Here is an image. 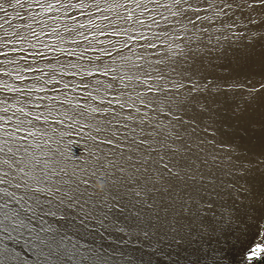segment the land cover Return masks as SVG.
Instances as JSON below:
<instances>
[{
	"label": "snow or ice",
	"instance_id": "obj_1",
	"mask_svg": "<svg viewBox=\"0 0 264 264\" xmlns=\"http://www.w3.org/2000/svg\"><path fill=\"white\" fill-rule=\"evenodd\" d=\"M258 47L264 0H0V264H138L183 240L151 210L189 202H220L235 264H264V146L224 122L264 116V62L217 71Z\"/></svg>",
	"mask_w": 264,
	"mask_h": 264
},
{
	"label": "bare ground",
	"instance_id": "obj_2",
	"mask_svg": "<svg viewBox=\"0 0 264 264\" xmlns=\"http://www.w3.org/2000/svg\"><path fill=\"white\" fill-rule=\"evenodd\" d=\"M254 50L256 53H254V51H251L250 53L247 54L246 57V59L248 58L247 61H244L246 60L244 59L245 55H242L244 56L243 61L245 63L243 61L241 62H243L245 66L246 64L248 65L246 72L249 74L255 72L256 66L254 67V63L256 59L253 58L261 59L259 62V66H257L259 67L258 69L259 71L261 70L262 62H264V53L262 52L258 53L259 50L257 48ZM250 58H252V61L249 60ZM240 66L241 65H239V67ZM251 109L252 108H250L249 112L252 111ZM253 113H254L253 119L247 117L248 119H251L253 121L251 122L249 121L252 130L246 134L247 136L250 137L251 139L250 142H252V145H254L255 147L252 148L249 145V148L255 150V149H259L261 146H264V116H262L260 111L258 110L255 111L253 110ZM242 114L244 115V112ZM238 115L239 113L237 114V116ZM231 118H234V114H232L231 110H229L227 115L224 116V122L227 124L228 123L233 124L234 127V124H237V120L235 118L230 123L229 121ZM239 130H242L241 127ZM236 134L238 136L243 137V135L240 134L239 132H237ZM243 141L244 140H242L241 142ZM219 203L220 202H216V204ZM187 209H188L187 211H181V206L179 203H177L175 207H169L165 209L163 207L157 206L151 210L149 214L152 216L153 220L158 214L161 220H166V222L171 224L173 227L179 228L180 229L179 234L183 236V240L179 245L172 243L171 242L172 233L170 230L168 231L167 239H162L161 237H155L152 241L154 247L149 246L147 244L144 246V252H143L144 263L173 264V262H175V264H235V248H233V245L237 244L236 241V236L238 235V231L236 230L237 225L233 224L230 227L228 224L220 222V214L218 216L217 212L210 213V215H205L206 217L203 216L200 213L201 211H199L197 204L194 202H189L187 205ZM200 224L201 225L206 224L207 227L209 226V228H211L212 232L209 234L210 236L201 235L198 229V225ZM159 249H162L164 254L171 253V260L164 259V256L158 251Z\"/></svg>",
	"mask_w": 264,
	"mask_h": 264
},
{
	"label": "rangeland",
	"instance_id": "obj_3",
	"mask_svg": "<svg viewBox=\"0 0 264 264\" xmlns=\"http://www.w3.org/2000/svg\"><path fill=\"white\" fill-rule=\"evenodd\" d=\"M258 50H259V52L258 53H264V49H261V48H257ZM254 51V53H256L255 52V50H253ZM242 55H245V53H243V52H240V51H235V52H232L231 54H228L227 55V58L224 60V61H222V62H218V63H221V67L220 68H218L217 69V71H225V70H228V71H233V72H241V73H244V72H246V70H247V64H246V66L244 65V61H247V59L246 58H244V56H242ZM243 58L244 59H246V60H244L243 61ZM253 59H256V61H255V63H254V67L256 66H259V62H260V60L261 59H259V58H253ZM250 61H252V58H250L249 59ZM241 61H243V62H241ZM252 63V62H251ZM225 64V65H224ZM229 64H230V66H229ZM234 65H235V67H234ZM239 65H241L240 67H239ZM244 65V66H243ZM238 67V68H237ZM255 67V72H259V67H257L256 68ZM238 69V70H237ZM249 110H250V108L247 110V111H245L244 112V115L242 114L243 112H241V113H239V115L237 116V114L238 113H233L232 111V114H234V118H231L230 119V123L232 122V120L233 119H235L236 118V120H237V124H234V127H233V124H227V123H225V124H227L228 125V128H227V134H228V136H230L234 141V143H236V144H239L240 145V147L242 148V149H250L249 148V145H250V147H252V148H255L254 147V145H252V142H250V137L249 136H247V134L246 133H248L249 131H251L252 129H251V124H250V122L251 121H253V120H251V119H253L254 118V113H253V109H251L252 111H250L251 112V115H250V112H249ZM248 112V113H247ZM247 113V114H246ZM256 114H257V112H256ZM236 115V116H235ZM244 116V117H243ZM251 118V119H248V118ZM238 118V119H237ZM240 118H242V119H240ZM240 119V120H239ZM243 119H245V120H243ZM248 120V121H247ZM244 121V122H243ZM250 121V122H249ZM248 123V125H247V123ZM245 123V124H244ZM240 124V125H239ZM241 124H242V126H241ZM244 124V125H243ZM246 125V126H245ZM232 126V127H231ZM246 128H245V127ZM240 127H241V129L242 130H239L240 129ZM243 127V128H242ZM248 127V128H247ZM232 128V129H231ZM238 129V130H237ZM246 130V131H245ZM230 132V133H229ZM237 132H239L240 134H242L243 135V137H245V138H247V139H245V138H243L242 136H238L236 133ZM245 132V133H244ZM229 134H231V135H229ZM245 135V136H244ZM249 135V134H248ZM238 137H239V139H240V142H239V139H238ZM249 137V138H248ZM237 138V139H236ZM236 140V141H235ZM238 140V141H237ZM242 140H244L243 142H241ZM246 140V141H245ZM249 140V141H248ZM249 143V144H248ZM242 144V145H241ZM244 144V145H243ZM62 147L65 149V153H66V155H68L69 157H71L73 160H75V159H77V158H79V159H83V157L87 154V150H86V148H85V146H84V144H83V142L82 141H79V138H76V137H73V138H71V140L68 138V137H65L64 138V141H63V145H62ZM248 147V148H247ZM205 199H207L206 197H205ZM217 206L214 208V210L213 211H208L205 207H203L202 205H198L197 204V206H198V208H199V211H201L200 213L203 215V216H205V215H210V213H214V212H217L218 213V216H219V214H220V209H219V204H216ZM206 217V216H205ZM202 222V221H201ZM54 227H56V228H59L60 227V225H57V224H54L53 225ZM206 226V224H200V225H198V229H199V232L201 233V235H203V236H207V235H209L212 231H211V228H209V226L207 227H205ZM64 230H66V231H68L69 232V234H71L72 233V230L71 229H62V231H64ZM210 236V235H209ZM79 237H74V239H78ZM9 244L11 243V242H8ZM66 244H68V247L69 248H71V244L69 243V242H66ZM88 244H92L94 247H98L99 246V244L98 243H94L91 239H80V245L81 246H84V245H88ZM80 251L81 252H83V251H85V248L84 247H81L80 248ZM144 248H143V250L142 251H140V252H136V254L134 253V255H136V256H141V259L138 261V264H145L144 263V261H143V259H144ZM143 255V256H142ZM119 256V254H117V257ZM143 257V258H142ZM79 258L77 257V258H74V259H68L67 257H64L63 258V264H77V260H78ZM82 264H86V262H82Z\"/></svg>",
	"mask_w": 264,
	"mask_h": 264
}]
</instances>
